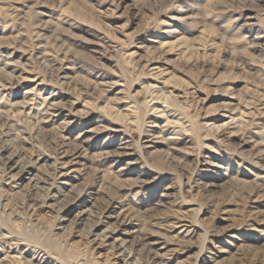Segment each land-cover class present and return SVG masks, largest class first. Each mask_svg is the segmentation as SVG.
<instances>
[{
	"label": "rangeland",
	"instance_id": "obj_1",
	"mask_svg": "<svg viewBox=\"0 0 264 264\" xmlns=\"http://www.w3.org/2000/svg\"><path fill=\"white\" fill-rule=\"evenodd\" d=\"M0 264H264V0H0Z\"/></svg>",
	"mask_w": 264,
	"mask_h": 264
},
{
	"label": "bare ground",
	"instance_id": "obj_2",
	"mask_svg": "<svg viewBox=\"0 0 264 264\" xmlns=\"http://www.w3.org/2000/svg\"><path fill=\"white\" fill-rule=\"evenodd\" d=\"M119 246H120V245H119ZM123 252H124V251H122L121 253H123ZM123 254H125V253H123ZM120 255H121V254H120ZM152 262H155V260H154V261H151V263H152Z\"/></svg>",
	"mask_w": 264,
	"mask_h": 264
}]
</instances>
